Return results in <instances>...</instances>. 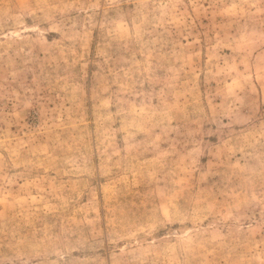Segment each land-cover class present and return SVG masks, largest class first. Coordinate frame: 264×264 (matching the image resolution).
<instances>
[{
  "label": "rangeland",
  "instance_id": "rangeland-1",
  "mask_svg": "<svg viewBox=\"0 0 264 264\" xmlns=\"http://www.w3.org/2000/svg\"><path fill=\"white\" fill-rule=\"evenodd\" d=\"M0 264H264V0H0Z\"/></svg>",
  "mask_w": 264,
  "mask_h": 264
}]
</instances>
